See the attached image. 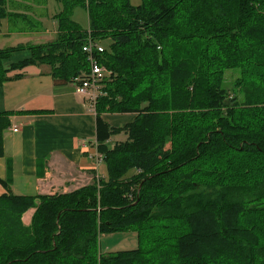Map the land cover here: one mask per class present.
I'll use <instances>...</instances> for the list:
<instances>
[{
	"label": "trees",
	"instance_id": "trees-1",
	"mask_svg": "<svg viewBox=\"0 0 264 264\" xmlns=\"http://www.w3.org/2000/svg\"><path fill=\"white\" fill-rule=\"evenodd\" d=\"M58 1L53 40L0 49V84L34 63L69 83L88 69L87 38L101 44L104 174L64 194H0V264H264V0ZM17 15L0 0V19ZM229 69L241 100L223 85ZM103 113L135 116L113 127ZM125 231L137 247L99 251L100 234Z\"/></svg>",
	"mask_w": 264,
	"mask_h": 264
},
{
	"label": "crops",
	"instance_id": "crops-1",
	"mask_svg": "<svg viewBox=\"0 0 264 264\" xmlns=\"http://www.w3.org/2000/svg\"><path fill=\"white\" fill-rule=\"evenodd\" d=\"M15 13L19 15L4 20L16 32L41 31L43 42L54 39L55 28L26 29L20 22L25 20L21 15L28 12ZM28 56V50L13 52L4 65L8 68ZM7 76L0 84V114L9 112V124L1 133L0 179L6 187L0 184V194L8 190L17 196L64 194L103 176V163L95 162L98 152L95 111L85 98L75 93L72 83H56L49 66L38 63L9 70ZM134 116L101 114L113 127L130 123ZM11 126L18 130L13 132ZM119 135L111 136L106 143L111 146L124 140V134Z\"/></svg>",
	"mask_w": 264,
	"mask_h": 264
},
{
	"label": "rangeland",
	"instance_id": "rangeland-1",
	"mask_svg": "<svg viewBox=\"0 0 264 264\" xmlns=\"http://www.w3.org/2000/svg\"><path fill=\"white\" fill-rule=\"evenodd\" d=\"M131 1L135 3L137 0ZM60 8L61 4L58 0H6V9L8 12H28L27 15L20 14L25 17V20H21L20 23L23 24L26 29L29 28V30L30 28H39L38 30L45 29L47 31L54 30V28L56 29V23L55 25L53 24V16ZM71 18L80 28L86 29L87 15L82 7H74L71 12ZM14 29L13 26L9 27L6 25V20H4V18L0 19V49L17 47L19 45H35L43 42V32L41 33V31L22 34L16 32L18 30ZM239 74L240 72L238 69L226 70L224 73L223 85L227 89L229 97L233 94H237L238 99L241 100V94L233 87L234 81L239 77ZM119 136L122 138V135ZM33 211L34 209H29L22 215L21 219L23 224H29ZM138 244L137 235L134 231L109 232L100 234L98 238V249L101 253L132 249L137 247Z\"/></svg>",
	"mask_w": 264,
	"mask_h": 264
},
{
	"label": "built area",
	"instance_id": "built-area-1",
	"mask_svg": "<svg viewBox=\"0 0 264 264\" xmlns=\"http://www.w3.org/2000/svg\"><path fill=\"white\" fill-rule=\"evenodd\" d=\"M81 49L86 56L88 69L81 75L74 77L71 83L75 93L85 98L89 108L94 112L98 97L105 95L104 81L111 74V71L97 58V55L103 51L101 44L88 37ZM10 129L13 132L18 130L16 126H11ZM95 160L96 164L101 163L102 155L97 152Z\"/></svg>",
	"mask_w": 264,
	"mask_h": 264
}]
</instances>
